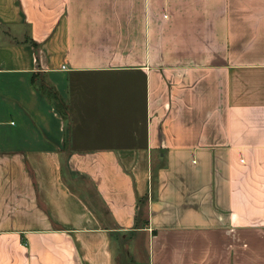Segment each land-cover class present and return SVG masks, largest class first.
<instances>
[{
	"label": "crops",
	"instance_id": "crops-1",
	"mask_svg": "<svg viewBox=\"0 0 264 264\" xmlns=\"http://www.w3.org/2000/svg\"><path fill=\"white\" fill-rule=\"evenodd\" d=\"M0 264H264V0H0Z\"/></svg>",
	"mask_w": 264,
	"mask_h": 264
},
{
	"label": "rangeland",
	"instance_id": "rangeland-1",
	"mask_svg": "<svg viewBox=\"0 0 264 264\" xmlns=\"http://www.w3.org/2000/svg\"><path fill=\"white\" fill-rule=\"evenodd\" d=\"M145 249H146V245H144V250H143V248L141 247V252H143V254H140V255H141V256L139 257L140 259L145 255V253H146Z\"/></svg>",
	"mask_w": 264,
	"mask_h": 264
}]
</instances>
